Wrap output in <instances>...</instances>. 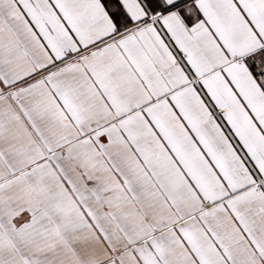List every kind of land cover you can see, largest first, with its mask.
Returning <instances> with one entry per match:
<instances>
[{"label": "snow or ice", "instance_id": "6c2138e0", "mask_svg": "<svg viewBox=\"0 0 264 264\" xmlns=\"http://www.w3.org/2000/svg\"><path fill=\"white\" fill-rule=\"evenodd\" d=\"M0 264H264V0H0Z\"/></svg>", "mask_w": 264, "mask_h": 264}]
</instances>
